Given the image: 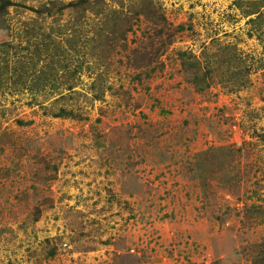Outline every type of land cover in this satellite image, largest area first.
I'll use <instances>...</instances> for the list:
<instances>
[{
	"label": "rangeland",
	"instance_id": "1",
	"mask_svg": "<svg viewBox=\"0 0 264 264\" xmlns=\"http://www.w3.org/2000/svg\"><path fill=\"white\" fill-rule=\"evenodd\" d=\"M1 5L0 264H264V0Z\"/></svg>",
	"mask_w": 264,
	"mask_h": 264
},
{
	"label": "trees",
	"instance_id": "2",
	"mask_svg": "<svg viewBox=\"0 0 264 264\" xmlns=\"http://www.w3.org/2000/svg\"><path fill=\"white\" fill-rule=\"evenodd\" d=\"M81 3H84V4H85V3H87V2H81ZM7 4L12 5V4H10V3H7ZM7 4H6V5H7ZM3 7H4V5H1V6H0V12H4V8H3ZM45 84H47V83H45Z\"/></svg>",
	"mask_w": 264,
	"mask_h": 264
}]
</instances>
